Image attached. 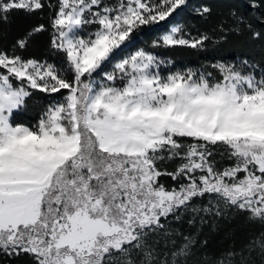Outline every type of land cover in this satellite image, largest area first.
<instances>
[{
    "label": "snow or ice",
    "instance_id": "snow-or-ice-1",
    "mask_svg": "<svg viewBox=\"0 0 264 264\" xmlns=\"http://www.w3.org/2000/svg\"><path fill=\"white\" fill-rule=\"evenodd\" d=\"M187 4L0 0L3 23L18 11L52 13L47 27L0 49V253L27 254L32 264H191L195 238L171 240L173 250L163 253L150 239L172 235L170 217L190 212L191 224L231 208L264 225V67L243 59L165 73L170 61L145 49L117 59L143 26L168 21ZM196 12L203 18L211 9ZM230 15L236 24L228 31L240 34L243 25L264 41L242 14ZM44 31L59 65L19 54ZM209 39L176 24L152 48L202 50ZM34 91L63 98L35 125L14 122ZM217 154L232 163L220 166ZM162 161L179 163L168 171ZM162 176L175 186L160 183ZM203 198L208 205L197 207ZM246 250L203 264H251L253 252L264 258V233Z\"/></svg>",
    "mask_w": 264,
    "mask_h": 264
},
{
    "label": "trees",
    "instance_id": "trees-1",
    "mask_svg": "<svg viewBox=\"0 0 264 264\" xmlns=\"http://www.w3.org/2000/svg\"><path fill=\"white\" fill-rule=\"evenodd\" d=\"M55 3L56 0H51ZM251 0H188V4L179 14H173L168 21L159 25L143 26L135 33L134 41L118 56L128 55L137 49H145L154 52L160 58L170 61L164 66V72L182 71L191 69L203 70L208 65L217 61L239 63L243 59L255 62L264 67V41L251 39L249 30L241 25V32L228 31L235 27V20L230 12L235 10L242 14L245 21L251 23L253 30L264 32V7L253 9ZM207 6L211 9L210 15L201 17L196 9ZM52 13L45 9L39 15H26L23 11L14 13L7 23L0 22V49L11 50L17 39L24 37L35 26L50 24L49 17ZM182 24L187 34L192 37L207 35L210 39L205 42L202 50L190 47L177 46L174 48H152V42L166 33L173 25ZM221 25L225 32H221ZM226 35L227 39H222ZM19 53V50H18ZM26 58L46 60L59 65L60 57L50 48V31L36 33L31 37L29 46L22 53ZM111 66L105 69L110 71ZM211 71L210 68H208ZM61 94H46L34 91L33 95L26 102L23 110L17 111L13 115V120L19 124L28 126L35 125L41 116L43 109L54 101L62 100ZM227 161V160H226ZM221 165L226 162L222 161ZM230 164L231 162H227ZM226 163V165H227ZM170 176L160 177V183L166 187H173L170 184ZM207 198L198 199L194 203L207 202ZM233 212L217 218L215 228L212 224L202 227L197 238V247L194 248L196 255L192 258L191 264H203L204 258L208 257L213 261L221 258L229 251H244L248 256L246 245L260 237L264 233V225L250 221L246 213L232 210ZM176 219L169 218V223L165 225H176ZM185 225V224H184ZM207 242L206 244L204 242ZM239 259V257H237ZM251 264H264L258 252H253L250 256ZM0 264H32L27 254L18 256H8L0 253Z\"/></svg>",
    "mask_w": 264,
    "mask_h": 264
},
{
    "label": "rangeland",
    "instance_id": "rangeland-1",
    "mask_svg": "<svg viewBox=\"0 0 264 264\" xmlns=\"http://www.w3.org/2000/svg\"><path fill=\"white\" fill-rule=\"evenodd\" d=\"M112 2H114V0H112ZM216 159L218 161H220V166L226 165L227 162L232 163V161H229L227 159H222L219 154H217ZM222 161H224L226 163L224 165H221V163H223ZM177 163H179V161H162L161 167L163 169H167L168 171H173L175 169ZM227 165H228V163H227ZM170 184H176V182L171 180ZM207 205H208V201L196 203L197 207H204ZM232 210H235V209H231V208L226 209L221 216H223V215L225 216V215L233 212ZM201 216H203V220H204L203 223L200 222ZM221 216H219V217L204 216L201 213L200 215H198L196 217L195 222L190 224L189 220L192 219V214L190 212L184 213L180 220H176V222H177L176 225H173V226L172 225H169V226L165 225V229L172 234L171 236L165 237L163 234H161L159 236H153L150 239L158 242L156 244V247H157V250L160 251L161 253L170 252L173 250V246L170 242L171 240H175L177 246L183 242L184 236H191V237L195 238V240L197 241V238L199 236V233H200L202 227L207 225V224H212L211 229L213 230L216 226L217 218L219 219ZM166 241H168L167 246H166ZM196 247H197V244L195 245V248ZM29 259H31V257H29Z\"/></svg>",
    "mask_w": 264,
    "mask_h": 264
}]
</instances>
